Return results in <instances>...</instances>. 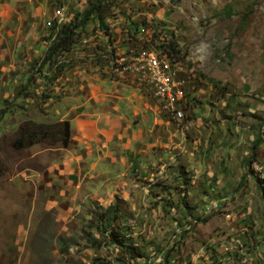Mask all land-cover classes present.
Wrapping results in <instances>:
<instances>
[{"label": "rangeland", "instance_id": "obj_1", "mask_svg": "<svg viewBox=\"0 0 264 264\" xmlns=\"http://www.w3.org/2000/svg\"><path fill=\"white\" fill-rule=\"evenodd\" d=\"M95 1H50L40 40L49 45L50 25ZM108 2L105 25L87 21L55 65L41 66L23 47L0 70V264H264V0ZM113 50L119 77L127 69L118 66L135 65L127 55L144 50L183 80L179 106L155 95L175 121H154L152 99L113 81ZM167 50L175 62L159 54ZM61 61L67 67L56 70ZM125 94L145 103L142 114L124 104ZM85 98L93 112L116 108L127 120L121 138L99 136L104 162L65 164L64 149L88 152L72 141L11 147L22 122L70 121ZM114 203L118 230L142 257L106 245L97 230L93 213Z\"/></svg>", "mask_w": 264, "mask_h": 264}, {"label": "crops", "instance_id": "obj_2", "mask_svg": "<svg viewBox=\"0 0 264 264\" xmlns=\"http://www.w3.org/2000/svg\"><path fill=\"white\" fill-rule=\"evenodd\" d=\"M50 1L52 0H0L1 71L7 72V70L10 69L9 67L15 60L18 49L23 47L28 50L30 55L40 56L41 58L43 57L48 44L47 40L43 41L40 40V38L45 36L48 31L47 26L51 19L50 8L48 6ZM63 1V5H65L66 0ZM103 42L106 43V40ZM118 51L120 52L116 54H121L126 50L121 47ZM101 58H103V56ZM106 68L113 81L121 83L122 85H128L130 86L129 91L134 88L153 100L154 121L157 120V117L160 118V116H165L167 119L174 120L171 116H168L167 113L162 110L157 101L151 97V91L146 89V85H141L137 81H131V77L129 76L115 78L114 75L111 74L112 72L108 63H106ZM86 73L88 74V72ZM120 87L122 88L123 86ZM90 89H92V97L95 94L94 99L96 98L95 100L98 101L101 97V94L98 93L100 87L92 85V88ZM124 97L127 99L123 102L128 105V108L132 110L135 109L142 114V107L145 103H142L137 98L134 105L131 97L127 96V94H125ZM90 99L91 98H85L82 105V113L78 114L75 119H71L70 121L66 119L70 122L71 141L75 143L77 149H83L84 147L88 150V152L82 156L76 153L74 149H64L67 152V160L65 161V164L67 165H78L87 159L95 165L102 160L104 162L103 147L102 151H99L97 148L98 145H100L99 136H102L104 139H113L114 137L121 138L120 131L122 123L124 121L125 123L127 122L126 118L120 116V110L118 112L116 108L108 113L93 112L94 110L87 107ZM146 107L152 108L151 104H148V102L146 103ZM130 114L131 113L126 109L125 117ZM102 145L103 143H101V146Z\"/></svg>", "mask_w": 264, "mask_h": 264}, {"label": "trees", "instance_id": "obj_3", "mask_svg": "<svg viewBox=\"0 0 264 264\" xmlns=\"http://www.w3.org/2000/svg\"><path fill=\"white\" fill-rule=\"evenodd\" d=\"M108 1L109 0H97L95 2H92L82 12L73 15L72 18L69 19V21L64 22L61 25H58L56 22L50 25L49 37L50 39H52L48 47L46 48L41 61L39 62L40 65L43 66L44 64L50 62L52 63V65H55L59 61L56 59V57L59 54L68 52L71 49V46L79 37V29L82 28L87 21L96 19L100 26H104L107 7H109L110 5ZM129 38H133L132 35ZM169 49L172 50V47L169 46ZM163 52L164 53L159 54H166L167 58L175 62L176 57L174 56V54L170 55L172 53H170L168 50ZM115 53L116 52L114 50L113 52L109 51L110 55L106 58V60L110 65V69L113 70L114 77L117 78L119 76L115 75L116 69H114V66L111 65V62H109V59H112V57L115 56ZM64 67L67 66L61 61L56 67V70L63 69ZM185 107L186 105H184V109ZM258 138H260L259 135L257 136V139ZM70 142V122L68 120H59L52 123L34 122L31 120H27L22 122L18 126L16 133L10 142V145L15 150L27 148L36 143H45L50 146L58 144L60 147L66 148L67 146H69ZM248 172V174H254V171L251 169H249ZM183 206L187 208V204L185 202H183ZM118 212L119 206L117 203L109 205L99 213L94 212L93 216L96 221L97 230L101 234L102 238H104L106 245L111 244L119 247L123 255H129L131 258L142 257V255H140L138 251L132 248L131 245L127 243V241H125L123 235L118 230L116 226ZM201 220L205 221L204 219ZM100 245L101 244L98 243V246ZM170 250H172V247L168 250V252ZM163 257L165 260H169L168 253L163 255Z\"/></svg>", "mask_w": 264, "mask_h": 264}, {"label": "built area", "instance_id": "obj_4", "mask_svg": "<svg viewBox=\"0 0 264 264\" xmlns=\"http://www.w3.org/2000/svg\"><path fill=\"white\" fill-rule=\"evenodd\" d=\"M59 7V5H58ZM131 58H135L134 66H126V64L118 67L127 69V76L131 77V81H137L141 85H146V89L151 91V97L155 100V95H164L169 99H176L179 106V89L184 88L183 80L178 75H174L171 71L164 68V60L160 56L148 57L143 50L140 53H131ZM136 56H145V63H136ZM137 71H147V78L138 79ZM167 77L176 78V92H168ZM181 116L183 115L180 112Z\"/></svg>", "mask_w": 264, "mask_h": 264}, {"label": "bare ground", "instance_id": "obj_5", "mask_svg": "<svg viewBox=\"0 0 264 264\" xmlns=\"http://www.w3.org/2000/svg\"><path fill=\"white\" fill-rule=\"evenodd\" d=\"M147 56H148V57H155L153 53H148ZM143 61H144V60L142 59V62H143ZM139 62H140V61H139ZM143 63H144V62H143ZM137 72H138V71H137ZM143 72H144V73H145V72L147 73V71H143ZM168 79H169V78L167 77V85H168V88H169L170 86H172V84L169 83V80H168Z\"/></svg>", "mask_w": 264, "mask_h": 264}]
</instances>
